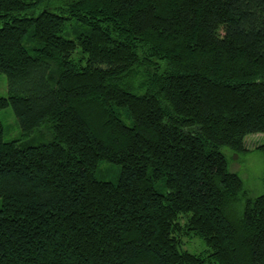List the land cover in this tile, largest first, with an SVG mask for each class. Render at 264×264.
<instances>
[{
  "label": "trees",
  "instance_id": "1",
  "mask_svg": "<svg viewBox=\"0 0 264 264\" xmlns=\"http://www.w3.org/2000/svg\"><path fill=\"white\" fill-rule=\"evenodd\" d=\"M3 74L0 264H264V0H0Z\"/></svg>",
  "mask_w": 264,
  "mask_h": 264
},
{
  "label": "rangeland",
  "instance_id": "2",
  "mask_svg": "<svg viewBox=\"0 0 264 264\" xmlns=\"http://www.w3.org/2000/svg\"><path fill=\"white\" fill-rule=\"evenodd\" d=\"M0 94H7L5 74L0 79ZM0 117L5 128V138L17 137L21 127L12 107L1 109ZM260 144H264V133H252L245 138L247 150L237 152L228 146L222 149L229 160L230 170L242 177L245 188L252 197L264 193V154L257 148ZM185 247L196 252H206L207 248L204 240L197 236L192 237L189 243L186 242Z\"/></svg>",
  "mask_w": 264,
  "mask_h": 264
}]
</instances>
